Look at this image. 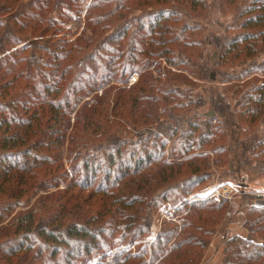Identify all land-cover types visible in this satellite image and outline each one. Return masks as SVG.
Here are the masks:
<instances>
[{
	"label": "trees",
	"instance_id": "1",
	"mask_svg": "<svg viewBox=\"0 0 264 264\" xmlns=\"http://www.w3.org/2000/svg\"><path fill=\"white\" fill-rule=\"evenodd\" d=\"M215 2L231 36L197 22ZM85 4L0 0V264H202L226 201L187 203L181 227L128 246L214 170L264 174V83H241L264 74V0H92L59 37ZM247 211L219 264H264V200Z\"/></svg>",
	"mask_w": 264,
	"mask_h": 264
},
{
	"label": "rangeland",
	"instance_id": "2",
	"mask_svg": "<svg viewBox=\"0 0 264 264\" xmlns=\"http://www.w3.org/2000/svg\"><path fill=\"white\" fill-rule=\"evenodd\" d=\"M85 2H86L85 4L86 6L82 11V14L80 15V18H82V25L80 26V28L77 31L75 28L74 29L68 28L65 31L58 34L59 37L65 38V40H71L81 33L83 26L86 22L85 19L86 12L92 0H85ZM209 2L211 3V0H209ZM231 20H232V15L223 14L215 2V5H213L212 3L209 17L199 18L197 22L198 24L203 26L206 37L208 36V34L212 35L214 33L215 34L218 33L220 35H224L225 33L228 34V36H231L235 32L233 29L227 30L228 28L227 26H229V24L232 23ZM73 30H75L74 33H72ZM210 52H212V58H215L217 55L216 49L210 46L208 48V53L210 54ZM209 59L212 61L211 58ZM158 64L160 65L158 66ZM170 67L171 66H169L165 58H158L153 60L152 65L149 66V68L146 69L145 72L152 73L153 76L156 78L159 76V71H158L159 69L163 70ZM241 69L242 67H233L227 69L226 71H228L231 74L238 75V72H240ZM219 73L221 72L219 71ZM138 77H139V73L132 75L131 78L128 80V85L129 86L133 85L138 80ZM243 80L244 81H241V83L247 80H255V83H264V74L254 73L252 76H249ZM218 81H221V78L218 77ZM198 82L203 83L202 81H198ZM205 83H206L205 84L206 88L210 86L209 82H205ZM235 83L237 82L234 79H228L225 80L224 82H214L212 86L215 89L220 88L221 90L222 89L226 90L229 89V87ZM197 90H202L201 86ZM227 95L231 97V92L229 93L227 92ZM201 110L204 111L205 114L209 115L208 111L210 110V106L207 104L203 106ZM73 124H74V115L71 126ZM71 129L72 127L70 128V130ZM258 132L259 134H262L264 132V126L261 128L259 127ZM169 146L170 144H168L167 146V155L169 154ZM65 166L69 168L70 165L69 163L66 162ZM70 179L71 177L69 176L67 181H69ZM66 184L67 182L63 183L60 186V188L66 186ZM216 186L222 188L220 189L222 192L226 190L229 191L231 190V192L227 194L231 196V199L229 200V198H221L218 200L216 197H213L211 195V190ZM196 197L198 198L196 199ZM207 198L214 199L216 201H221V200L226 201L228 203V211H231L234 214L232 217H227L225 215L227 218L226 220H228L229 222L234 221L235 223L240 225L244 224L248 216V211H247L248 207L252 204L261 203L264 200V174L259 176L258 174H255L254 172L249 171L248 169H242L237 173L228 174L227 167H224V169L221 170L220 169L214 170L210 179L207 180L205 183L195 187L192 190V192L188 193L185 196L176 198L175 200L174 199L168 200L165 203H163L153 214V227L151 233L144 236L142 240H139L137 243H135L136 244L135 248L138 249V247L140 246L139 244L141 243L147 244L149 242L154 241L159 231L163 229L164 222L167 220L172 221L178 224L179 227H181L183 223V218L186 217L185 210L189 208L188 206L185 207V205L187 203L196 202L200 199H207ZM34 200H32V203ZM237 212H241V214L238 215ZM15 213L16 211L14 212V214ZM12 217L13 216L11 217L9 216L7 220L4 222V224L7 223ZM228 221L226 223H228ZM226 227L227 226L225 224L224 227L222 226L221 228H218L214 236L210 237L211 239L210 246L211 245L213 247L215 246L216 242L214 241H217L215 240V237H217V235H222V233H225ZM218 246L219 244L217 245V247ZM104 260H105L104 262L107 264L110 259L105 258ZM203 262L204 259L202 261V264ZM91 264H94V262H92Z\"/></svg>",
	"mask_w": 264,
	"mask_h": 264
},
{
	"label": "crops",
	"instance_id": "3",
	"mask_svg": "<svg viewBox=\"0 0 264 264\" xmlns=\"http://www.w3.org/2000/svg\"><path fill=\"white\" fill-rule=\"evenodd\" d=\"M235 223L234 221H228V223H226V232H229L230 234L233 233H237V234H242V235H246V231L244 230L243 224ZM214 241L216 242L215 246L213 247L212 245H209V248L207 249L205 256H204V262L203 264H219L224 258V250H225V242H222L219 237H215ZM214 244V243H213ZM219 244V246L217 247V245Z\"/></svg>",
	"mask_w": 264,
	"mask_h": 264
},
{
	"label": "built area",
	"instance_id": "4",
	"mask_svg": "<svg viewBox=\"0 0 264 264\" xmlns=\"http://www.w3.org/2000/svg\"><path fill=\"white\" fill-rule=\"evenodd\" d=\"M220 189H222V188H220L219 186H216L215 188H213L212 190H211V195L213 196V197H216L218 200L219 199H221V198H229V200L231 199V196H229V195H227L228 193H230L231 192V190L229 191V190H226V191H221ZM208 193H210V192H208ZM198 197H196V199H197ZM236 214V213H235ZM237 214L239 215V214H241V212H237ZM236 214V215H237ZM234 214L231 212V211H228L227 212V214H226V216L227 217H232ZM237 215V216H238ZM229 235H230V233L229 232H226V233H222V235H217V237H219V239L222 241V242H226V240L228 239V237H229ZM136 244L135 243H133V244H131V245H129L128 246V249H131V250H133V251H135L136 250V246H135Z\"/></svg>",
	"mask_w": 264,
	"mask_h": 264
}]
</instances>
